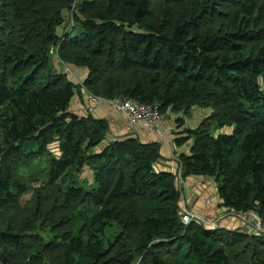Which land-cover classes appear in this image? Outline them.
<instances>
[{
    "label": "trees",
    "instance_id": "1",
    "mask_svg": "<svg viewBox=\"0 0 264 264\" xmlns=\"http://www.w3.org/2000/svg\"><path fill=\"white\" fill-rule=\"evenodd\" d=\"M153 3L0 0V264H264V235L181 222L157 143L68 112L79 86L53 55L104 99L208 110L176 139L181 177L264 216V0ZM84 168L88 186L70 175Z\"/></svg>",
    "mask_w": 264,
    "mask_h": 264
},
{
    "label": "crops",
    "instance_id": "2",
    "mask_svg": "<svg viewBox=\"0 0 264 264\" xmlns=\"http://www.w3.org/2000/svg\"><path fill=\"white\" fill-rule=\"evenodd\" d=\"M56 56V55H55ZM54 58V57H53ZM52 58V59H53ZM54 60V59H53ZM53 60L51 63L54 65ZM65 64V63H64ZM69 69H65V72L68 73L67 79L75 85H78L79 88L76 91V94L72 98L68 112L71 114H75L80 117H87L88 115L92 116L95 119H103L106 120L110 133L108 134L112 139L114 137H133L138 139L141 142L150 143L155 142L159 145L158 154L159 159L155 164V169L157 171H163L167 173H171L174 176L178 175L181 184L184 181L185 186H188V183L193 184L194 182H198L197 185L202 188H206L209 185V194L215 195V203L216 212H219L220 209H226L223 207L218 208V204L220 200L217 196V188L216 184L213 180L208 178H182L181 177V164L179 162V155L181 153H187L188 147L187 142L182 146L176 145V139L179 137H183L180 135L184 129H194L198 127V125L205 120L209 114L208 110L202 109L199 107H194L188 114H182L181 112L175 113L171 110H168L164 114V121L160 127H158L155 131H149L144 128H138L135 126H131L128 121L120 114L115 113L107 103H102L99 106H92V103L89 101L87 97L86 88L84 87V82L88 78L89 72L86 68L76 67L74 65L68 64ZM67 67V68H68ZM58 73L59 69L55 68ZM63 73V72H62ZM78 83V84H77ZM91 108V111L87 110ZM180 121V123H179ZM107 135V137H108ZM86 170V169H84ZM90 184H92V176L90 171ZM177 177V178H178ZM192 187V186H191ZM190 187V188H191ZM198 191L200 195H197L191 192L190 197L187 199L189 201V205L184 206V204L180 203L182 208L189 209L190 211H195L196 203L198 202L201 206L208 207V200H206L207 190ZM182 195V194H181ZM192 205V206H191ZM212 206V202H211ZM211 212V211H207ZM206 212V213H207ZM202 215H204V211H200ZM205 216V215H204ZM220 228H224L226 230H241L243 232L246 231V224L242 223L237 218H229L219 224Z\"/></svg>",
    "mask_w": 264,
    "mask_h": 264
},
{
    "label": "built area",
    "instance_id": "3",
    "mask_svg": "<svg viewBox=\"0 0 264 264\" xmlns=\"http://www.w3.org/2000/svg\"><path fill=\"white\" fill-rule=\"evenodd\" d=\"M50 53L54 54L53 51H50ZM86 93L92 106H99L102 103H107L115 113L122 115L131 126L155 131L164 121V115L160 113L158 108L148 103L123 96L104 99L91 94L87 90ZM87 110L91 111V108ZM225 211L246 224L247 229L245 233L250 235H264V216H260L252 211L235 212L228 208H226ZM181 222L184 224L196 222L210 227H217L219 225V223L215 221H206L203 215L187 210L186 208H182ZM134 264H139V260Z\"/></svg>",
    "mask_w": 264,
    "mask_h": 264
},
{
    "label": "rangeland",
    "instance_id": "4",
    "mask_svg": "<svg viewBox=\"0 0 264 264\" xmlns=\"http://www.w3.org/2000/svg\"><path fill=\"white\" fill-rule=\"evenodd\" d=\"M159 5H160V0H154V3H153V6H152V12L154 14V16H156L158 14V11H159ZM160 17H161V14H160ZM52 57H54L52 60H53V63L54 65L51 63V67L53 68L54 70V66L55 68L59 69V72H63V74H65V69H69L68 67V64H64L63 62H61L59 60V58L57 57V55H53ZM68 67V68H67ZM56 71V70H55ZM68 75V73H66ZM65 74V75H66ZM78 84V83H77ZM209 114V112H208ZM108 139H111V137L108 135ZM107 142H103L101 144L100 147L104 146ZM53 147L55 148V150H57L56 148V145L54 144ZM52 148V147H51ZM241 154L239 153L237 156H236V161L239 160ZM86 169V170H84ZM82 169L81 171H76V172H70V175L74 176V178L76 179V181H78V183L82 186H88L90 184V170L88 168H84ZM178 175H175V178H176V185H177V188L179 190V192L182 194L181 195V200H180V203L184 204V206H187L189 205V201H187V199L190 197L191 195V192L197 194V195H200L198 193V191H200V189L205 190L206 188H208L206 191H207V197L205 195V198L206 200H208V207L206 206H201L198 202L196 203V208H195V211H192V212H196V213H199L200 211H204V215L203 217L205 218L206 221H215V222H218L219 224H221L223 221H225L226 219H229V218H236L234 217V215L232 214H229V212L225 211V209H220V207L218 206V208L220 209L219 212H216L215 213V210H216V203H215V195L212 196L213 194H209L210 193V190H209V185L208 184L206 186V188H202L201 186L197 185L198 182H194L193 184L191 183H188V186H185L184 184V181L183 183L181 184V181L179 180L180 177H178ZM69 183V179H68V182H67V178H66V185ZM89 183V184H88ZM65 185V186H66ZM192 186V187H191ZM191 187V188H190ZM30 199V194L25 198V200L28 202ZM25 202V201H24ZM26 202V203H27ZM211 202H212V206H211ZM192 206V205H191ZM189 210V209H188ZM207 211H211V212H207ZM207 212V213H206ZM201 214V213H199ZM202 215V214H201Z\"/></svg>",
    "mask_w": 264,
    "mask_h": 264
}]
</instances>
